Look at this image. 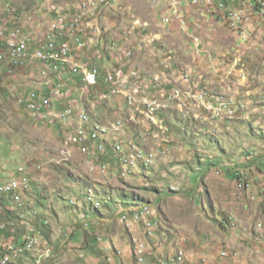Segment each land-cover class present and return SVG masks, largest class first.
<instances>
[{
    "label": "rangeland",
    "instance_id": "1",
    "mask_svg": "<svg viewBox=\"0 0 264 264\" xmlns=\"http://www.w3.org/2000/svg\"><path fill=\"white\" fill-rule=\"evenodd\" d=\"M164 3L166 7H156L153 0H107L95 16L99 35L86 29L85 49L73 53L74 61L98 68L101 85L110 73L131 77L128 92H135V107L142 109L151 99L166 102L165 107L158 105L155 114L148 110L147 118L139 112L133 115L125 99L115 97L122 95L112 96L109 88L102 89L105 85L84 92L68 69L48 73V67L32 59L13 70L9 62L4 63L0 70V178L3 182L18 179L22 176L18 169L24 167L30 188L20 194V207L11 197L3 200L16 215L6 217L2 209L0 222L10 234L20 226L29 232L34 228L37 240L34 251L13 264H139L133 255L136 241L147 249L140 264H171L181 246L186 264L218 263L222 251L238 255L224 264H264L262 21L246 12L234 29L213 8L208 13L182 0ZM168 3L174 13L166 23ZM73 5L74 0H0V31L18 29L24 37L29 34L37 40L57 22L53 7L61 10ZM182 6L190 8L183 9L179 18ZM111 54L112 61H106ZM59 80L71 96L64 104L54 100L52 111L74 106L101 127L113 129L114 142H137L150 162L130 166L125 177L138 165L139 169L126 180L120 179L115 168L107 175L81 155L69 163H52L62 146L61 151L68 150L70 141L66 144L65 136L72 129L34 119L18 101L31 91L44 95ZM174 91H180L179 97ZM118 122L123 129L114 132ZM105 161L117 162L110 155ZM229 172L243 173L244 181ZM120 193L136 194L142 201L122 199ZM85 194L95 195L101 203L99 214L86 204ZM142 204L153 212V235L140 225L129 229L118 220L125 212L121 207L138 209ZM150 216L142 221H151ZM123 218L128 225L129 218ZM43 223H48L46 229ZM81 226L88 231L86 236Z\"/></svg>",
    "mask_w": 264,
    "mask_h": 264
},
{
    "label": "built area",
    "instance_id": "2",
    "mask_svg": "<svg viewBox=\"0 0 264 264\" xmlns=\"http://www.w3.org/2000/svg\"><path fill=\"white\" fill-rule=\"evenodd\" d=\"M171 1V0H170ZM218 1L219 8L221 9V17L224 22L229 23L234 27V29H238L240 25V16L244 14V12H251V16H256V18L263 24L264 29V0H213ZM198 2L203 3V7L208 13H210V6H205L204 0H198ZM107 0H89L88 2H80V7L84 9V7H93L96 12H98L99 7L102 5H106ZM170 10V18H164L166 23H169L171 20V16H173L174 8ZM66 15V14H65ZM83 18V26H75V27H65L61 25V35L57 38V42H54L51 47H43L42 45L34 44L32 37L30 35H25V44L24 47H17L16 43H5L0 42V65L9 62V66L12 69H18L25 65L27 60H35L42 61L44 67H48L49 71L52 73H61L64 72L65 69H68V72L71 76L79 78L85 85L87 86H96L98 85L100 72H97V67L89 65L88 63H79L72 59V47L71 42L68 38H73L76 41V45H83V49L85 45L82 39H76V30H82V28L92 27L90 22H87L86 17ZM12 31H18V29H13ZM68 39V40H67ZM118 73V72H117ZM110 73L105 82L110 86L111 93L114 92H122V97L127 101L128 105L133 107L136 112L141 113L146 116L148 114V109L153 107L154 105H163L165 106L166 102H158V101H147L145 102L144 111L141 110L140 107H135L137 102L135 98V92H128V77L126 75ZM43 75L47 76V73ZM136 75L135 72L132 73V76ZM51 84V83H50ZM64 83H56L51 84L48 91L45 92L44 95H37V92L31 93L28 98L20 99L19 103L22 104L26 110L35 117H42V120L47 118H54L58 120L60 123L69 124L72 126V123L66 122V114L70 111L75 110L74 106L68 105L61 113H51L53 108V100H65L60 99V91H65ZM173 93H178V97L180 95V91H174ZM146 94V91H145ZM205 95V94H201ZM70 96V95H69ZM67 94V98L69 97ZM201 99V96H199ZM223 109H228L227 104H223ZM37 107H44V114H37ZM214 109L216 107L214 106ZM219 109V108H218ZM221 111V110H220ZM77 116H82L81 112H77ZM118 125V123L116 124ZM120 130L123 126H119ZM74 128H82V140H83V152L88 154L89 148L88 144L90 142L98 141L97 133H95V128L90 125L83 118V126L74 127ZM66 137L72 138V132L68 133ZM100 150H103V146H99ZM133 148L140 149L133 145ZM115 153L121 156V161H123L122 166V177H125L127 171L130 170V163H127L126 154L124 150H118L117 146L114 148ZM104 167V166H103ZM105 168V167H104ZM12 190H15L12 189ZM147 212V209L139 210V212H135V216L144 215ZM144 251V247L141 248ZM230 256V255H229ZM236 256V255H234ZM176 264H185L184 261V253L180 251L177 258Z\"/></svg>",
    "mask_w": 264,
    "mask_h": 264
},
{
    "label": "clouds",
    "instance_id": "3",
    "mask_svg": "<svg viewBox=\"0 0 264 264\" xmlns=\"http://www.w3.org/2000/svg\"><path fill=\"white\" fill-rule=\"evenodd\" d=\"M38 1H40V2H42L43 0H38ZM74 7H75V11H76V13H74V12H70V11H67L66 9H61V10H57V8L56 7H53V10H55L56 11V15H58L59 13H72V14H74V15H76L77 14V2H76V0H74ZM170 7V6H169ZM188 8H190V7H181V10H180V14H179V18H181V16L183 15L182 14V12H183V9H188ZM169 9V8H168ZM98 11H99V9H98ZM167 14H169V13H166L165 15H167ZM165 15H163V16H165ZM95 16L96 15H94V16H92L91 18V20L92 21H89L90 23L92 22V27H86L85 26V31L82 33V34H85L86 33V29H93V32H94V35L95 36H98L99 35V33H95V29L96 28H98L99 29V27H97V22L95 21ZM1 17V16H0ZM56 19V18H55ZM54 19V20H55ZM53 23V22H52ZM52 23H51V25H52ZM5 31L6 32H9V30H8V28H7V30L5 29ZM12 31V30H11ZM51 34V26H50V33L49 34H46V38H47V36L48 35H50ZM81 34V35H82ZM25 35V34H24ZM29 35V34H28ZM81 35H79L80 36V38H81ZM32 36H34L35 37V35H32ZM36 39H37V41H40L39 40V38L38 37H35ZM45 38V39H46ZM69 39V41L70 40H72V41H75V39H73V38H68ZM67 39V40H68ZM82 39V38H81ZM83 40V39H82ZM93 40H94V38H93ZM71 42V41H70ZM84 42V41H83ZM41 43V42H40ZM71 47H72V49H73V53L77 50V48H75L74 49V47H76V41H75V43H74V46H73V44L71 43ZM85 49V48H84ZM78 51H83V50H78ZM3 65L4 64H2V65H0V70L3 68ZM13 70V69H12ZM70 75V74H69ZM109 75V74H108ZM71 76V75H70ZM127 76V75H126ZM72 78H74L75 79V81L77 80L78 81V84L79 85H82L83 86V91L84 92H86V91H88L89 89H99V88H101V87H103L104 85H105V87H103L102 89H106V88H109L110 89V86L109 85H107L106 84V82H105V79L107 78V76H106V78L104 79V83H103V85H101L100 84V78H99V81H98V85H96V86H87V85H85L79 78H76V77H73V76H71ZM100 77V76H99ZM45 89V88H44ZM110 91H111V89H110ZM31 93H33V91H31V92H27L26 94H25V96L24 97H22L21 99H26V98H28V96L31 94ZM38 93V92H37ZM105 93V92H104ZM111 95L112 96H115V95H113L112 93H111ZM143 95H145V94H143ZM71 96V95H70ZM69 96V97H70ZM115 97H121V99L122 100H124V97H122V96H115ZM68 99V98H67ZM67 99H65V100H67ZM55 101H60V100H56V99H54ZM54 100H53V102H54ZM65 100H61L60 102H61V104H64V103H66V101ZM65 101V102H64ZM126 101V100H125ZM18 103H19V101H18ZM126 103H127V101H126ZM139 103V102H138ZM19 105L22 107V108H24V110H26V108L22 105V104H20L19 103ZM68 105H70V104H67V106ZM127 105H128V103H127ZM66 108V107H65ZM64 108V109H65ZM53 109V108H52ZM63 109V110H64ZM128 109L129 110H131L132 111V113H133V115H136V111H135V109L133 108V107H131V106H129L128 105ZM143 109V110H142ZM142 111H144V109H145V105L144 106H142ZM27 111V110H26ZM28 112V111H27ZM62 112V111H61ZM60 112V113H61ZM76 112H81V111H79V110H77ZM162 112H164V111H162ZM29 113V112H28ZM51 113H57V112H54V111H52L51 110ZM30 114V113H29ZM57 114H59V113H57ZM31 115V114H30ZM142 115V114H141ZM158 115H160V112L158 113V114H156L155 115V117L156 116H158ZM32 116V115H31ZM33 117V116H32ZM155 117H154V119H155ZM35 119V118H34ZM47 120H50V122L53 124V125H56V124H63V123H60L58 120H55L54 118H47V119H45V120H38V121H47ZM90 120H91V123H92V125H98V126H100L99 125V123L97 122H95L92 118H90ZM72 121H74V119L72 120ZM71 123H73V122H71ZM121 123V122H120ZM161 123H163V122H161ZM117 124V123H116ZM64 125H68L71 129H72V131L74 130V127L75 126H71V125H69V124H64ZM123 126V125H122ZM123 129V127L121 128V130ZM111 130V133H110V135L107 137V139H105V140H102V141H96V142H90L87 146H88V148H89V153L88 154H86V153H83L79 148H77L76 147V149H73L72 150V154H71V156L69 157V160L68 161H63V156L61 155V150L63 149V146H62V149L60 150V152H59V156L57 157V158H55V159H51V162L52 163H54V164H56V165H60V164H62V163H64V162H67V163H69L72 159H73V157H75L76 155H81L82 157H85L87 160H88V162H93V165H95L96 166V168L98 167V168H100L101 170H102V168L101 167H105L106 168V172H107V175H108V173H109V170L110 171H112L113 172V169L115 168L116 170L115 171H118V173H119V176H120V179H122V180H126L127 178H129V177H133L134 175H135V173H136V171H138V169H139V165L140 164H148V163H139V165H138V167H137V169L136 170H134L133 172H132V174H130V175H128L127 177H122V166H123V161H121V156L119 155H117L116 153H115V151H114V148L117 146V145H120L121 147H123V149H124V153L126 154L130 149H131V146H136V147H138V148H140L142 151H143V153H144V157L145 158H147V155L145 154V150L143 149V148H141V147H139V145H137L138 143L137 142H135L134 140H132V141H130L129 143H128V145H125V144H123L122 142H120V141H116V142H114L112 139H111V135H112V133H113V129H110ZM121 130H119V131H121ZM72 131H70V132H72ZM70 132H68V133H70ZM114 132H118V131H115L114 130ZM67 133V134H68ZM67 134H66V136H67ZM66 136H65V138H66ZM65 140V139H64ZM64 143V142H63ZM100 145H102L103 146V150H100L99 148V146ZM112 156V158L113 159H115V160H117V162L115 163V164H113V163H107L106 161H105V159H106V157L107 156ZM94 158H96V160H92V159H94ZM101 162H105L106 164H109V166H107V165H101ZM5 167V166H4ZM1 169H2V171H3V167H1ZM21 169L23 170V171H21ZM38 169H42V166H39L38 167ZM18 171H19V173L20 174H22V176L20 177V178H18V179H13V180H10L9 182H3L2 181V179L0 178V185H5V184H9V183H11V182H14V181H20V180H22L23 178H27L28 179V184H27V188H23V189H18V190H16V191H14V192H12V193H10V194H7V195H1L0 196V214H2V209L4 210V209H8V210H10L13 214H15L16 215V212H14L13 210H14V207H11L8 203H5L3 200L4 199H6L7 197H11V200H14L15 201V203H17V205L20 207V206H22V201H23V198H22V201H21V196H20V194L21 193H26V192H28V190H29V188H30V176L28 175V171L24 168V167H20L19 169H18ZM27 172V173H26ZM238 174H240V175H238ZM237 174V176H236V178L239 180V182H242V181H244V179H243V173H238ZM84 198H85V200H86V204H88V205H90V208H92V210L93 211H96L98 214H99V210H100V208H101V203H99L95 198H96V196L95 195H84ZM112 200V199H111ZM71 204L72 205H74L75 204V202L73 201V200H71ZM98 205V206H97ZM143 206L141 207V208H134V207H131V208H129V206H131V205H129V206H127V208H123V207H121V209H124L125 210V212L124 213H122L121 215H120V219H118L119 220V222L120 223H122V224H124L125 226H127L129 229H132V228H135L136 226L138 227L139 225L140 226H142L144 229H145V231L148 233V231L146 230V228H145V226H144V221H140L139 223H133L131 226H128L126 223H123L122 221H121V219H122V216H127L129 219H132V214H133V212H134V210H142V208L144 207V206H147L148 208H149V210L151 211V216L149 217V219L151 220V222H152V232H151V234H149V235H153V229L155 228V226H156V223H154L153 222V220H152V216H153V212H152V210L150 209V206L149 205H147V204H142ZM6 217H8L7 215H6ZM22 217V216H21ZM23 218V217H22ZM1 223V222H0ZM13 224H12V226H14L13 228H15L16 227V225H15V223L14 222H12ZM2 225H4L3 223H1ZM46 224H48V223H46ZM5 226V225H4ZM81 227H83V231H84V234H85V236H86V233H88V231L87 230H85L84 229V226H81ZM5 229H6V226H5ZM5 229H3V230H0V241H3L5 244H3L2 246L3 247H5L6 248V250H8V251H6V252H3V254H1L0 253V257L1 256H6L8 253H10V248H14L15 249V251H12V256H13V258H12V260L8 263V264H10L11 262H13V259H21L22 257H24L26 254H28V253H30V252H32V251H34V248H35V245L37 244V240H36V238H35V236H33V237H29V238H27V241L25 242V243H22V245H21V243L19 244H14L13 242H12V239H10V240H8V239H6V232L4 231ZM34 229V228H33ZM14 230V229H13ZM76 230V229H75ZM4 231V232H3ZM75 231H73L72 233H74ZM130 232H132V231H130ZM85 236H84V238H83V240L81 241L82 243L85 241ZM31 242H34L33 243V245H32V247L29 249L28 248V245L31 243ZM141 244H143L144 245V254H143V261H144V258H145V256H146V245H145V243H143V242H141V241H136V244H135V249H134V252H133V255H134V257H135V260L137 261V263H142V262H139V258H138V248H139V246L141 245ZM18 249H23V252L22 253H18ZM108 249H113V246H109L108 247ZM180 251H183V253H184V261H185V264H186V258H185V252H184V246H181L180 247V249H178L177 250V252H176V254H175V257L172 259V261H171V264H176V262H174V261H176V258H177V255H178V253L180 252ZM223 252V251H222ZM222 252H221V254H222ZM229 252V257L228 258H226V259H222V257H221V254H220V262H218V263H215V264H224V262L226 261V260H231V259H234V258H236L238 255H237V253H235L234 251H228ZM234 254H236L237 256H234ZM83 256V255H82ZM110 262H112L111 261V259H110ZM164 263V262H163ZM164 264H167V263H164ZM206 264V263H205ZM209 264V263H208Z\"/></svg>",
    "mask_w": 264,
    "mask_h": 264
},
{
    "label": "bare ground",
    "instance_id": "4",
    "mask_svg": "<svg viewBox=\"0 0 264 264\" xmlns=\"http://www.w3.org/2000/svg\"><path fill=\"white\" fill-rule=\"evenodd\" d=\"M88 1L89 0H76V2H77V14L76 15H74L72 13H66V12L58 14V16L56 17L57 22L53 25V28L51 30V34L48 35L47 38L44 41H42L41 43H40V41L33 39L34 44L42 45L43 47H51L54 42H57V38H59V35H61V28H60V21L59 20H61V25L65 26V27L83 26V18L82 17H86L88 19L89 17H92V16L98 14L93 7H84V9H82V7H80V2H88ZM182 1H184L186 4L191 5V6H202L203 7V3L198 2V0H182ZM204 3H205V6H210V8H213L215 11L221 13V9L219 8L218 1L204 0ZM245 13L246 12H244V14H242V16H240V24L243 20V17L245 16ZM214 14H215V12H214ZM228 25H230V24L228 23ZM230 26L232 28H234L232 25H230ZM84 31H85V28H82V30H76V39H81L79 35H81ZM95 33H99L98 28L95 29ZM24 38L25 37L23 35H21V32H18V31H10V32L0 31V42L16 43L17 47H24V44H25ZM84 45H85V43H84ZM76 47H77V50H81L83 48V45H76ZM72 59H73V49H72ZM37 62L39 63L40 66H43L42 61H37ZM97 72H99L98 68H97ZM43 76L46 77V75H43ZM57 83H63V81L59 80ZM37 95H41V94L37 93ZM113 95H122V92H114ZM66 98H67V92L66 91H60V99H66ZM150 101H154V100L151 99ZM157 107H158V105H154L153 107H150L148 110L151 114H155L157 112L156 111ZM158 108H160V107H158ZM81 113H82V111H81ZM37 114H44V107H37ZM70 116H72V118L70 120H68L67 123H69L70 121H72L74 119L73 122H76V127L83 126V118L90 125H92L90 117L88 115H86L85 113H82V116H77L76 111L67 112L66 118H68ZM38 120H42V117H38ZM92 126L95 128V133H97L98 141H100L101 138H107L110 135V132H111L110 129L105 128V127H101L98 125H96V126L92 125ZM119 126H122V123L118 122V125H115V127H114L115 131H119V128H120ZM72 134H73V136H72L73 140H70V137H68L66 139L67 140L66 144H69V141H70V145L65 147V148H68V150L61 151V155L63 156V161H68L69 157L72 154V150L76 149V147L72 144V141H75V144L80 145V148L83 149L82 128H75V130ZM131 149L134 150L135 148H131ZM129 155H130L129 153L126 154L127 163L130 162V166H132V167H135L136 163H141V162L142 163H148V162H150V161L144 159L143 152L140 149L139 150L135 149V151L130 156ZM101 168L103 171L106 170V168H104V167H101ZM21 171H23V170L21 169ZM27 184H28V179L23 178L20 181H14V182H11L9 184L0 185V196L10 194V193H12L18 189L27 188ZM14 188H15V190H12ZM143 209H147V212L144 215L135 216L134 215L135 212H139V210H134V212L132 214V216H134L138 222H140L147 215L151 214V211L149 210V208L147 206H144L142 208V210ZM129 220H130V223L128 224V226H131L133 223H137L136 221H133V218L129 219ZM121 221L128 223V221L124 220L123 216H122ZM144 226H145L146 230L148 231V233L151 234L152 222L151 221L144 222ZM3 229H5V226L0 223V230H3ZM4 231H6V230H4ZM33 243L34 242H31L28 245L29 249L32 247ZM142 247H144L143 244H141L138 248L139 262L142 261L141 257H142L143 252H144L141 249ZM12 251H15V249L13 247L10 248V253H8L6 256L0 257V264H8L12 260V258H13ZM22 252H23V249H18L19 254ZM221 256H222V259L228 258V252L224 251L221 254Z\"/></svg>",
    "mask_w": 264,
    "mask_h": 264
},
{
    "label": "trees",
    "instance_id": "5",
    "mask_svg": "<svg viewBox=\"0 0 264 264\" xmlns=\"http://www.w3.org/2000/svg\"><path fill=\"white\" fill-rule=\"evenodd\" d=\"M73 133V132H72ZM111 133V132H110ZM72 136H73V134H72ZM68 138V137H67ZM105 139H107V138H101L100 139V141H102V140H105ZM72 144L75 146V147H77V148H79L80 149V145H78V144H75V141H72ZM117 149L118 150H124L123 149V147H121L120 145H117ZM258 170H262V169H258ZM106 171V170H105ZM264 171V170H263ZM261 172V171H260ZM229 175L231 176L232 175V177L233 178H236V176H235V174L234 173H230L229 172ZM238 175H240V174H238ZM119 196L122 198V199H128V198H131L133 201L132 202H134V203H140V201H142V197H140V196H138V195H136V194H131V195H128V194H125V193H120L119 194ZM4 212H6V215L8 216V217H10V216H12V217H14L15 216V214H13L10 210H8L7 208L6 209H4ZM20 218H22L21 216H19ZM15 225H16V223H15ZM43 225V227H45V229L48 227V225L46 224V223H43L42 224ZM39 230V229H38ZM40 231V230H39ZM34 232L36 233V231H35V229H31V231L29 232L28 231V229L26 228L25 229V227H23V226H20V227H18L17 229H14V232H12L11 234H10V232L8 233V232H6V235H8V236H6V239H8V240H10V239H12V242L14 243V244H20L21 243V245H22V243H25L26 241H27V238H29V234L30 233H32V236H35L34 235ZM14 233V234H13ZM3 244H5L3 241H0V253L1 254H3V252H6V251H8V250H6V248L5 247H3L2 245ZM13 262H11L10 264H12Z\"/></svg>",
    "mask_w": 264,
    "mask_h": 264
},
{
    "label": "crops",
    "instance_id": "6",
    "mask_svg": "<svg viewBox=\"0 0 264 264\" xmlns=\"http://www.w3.org/2000/svg\"><path fill=\"white\" fill-rule=\"evenodd\" d=\"M165 0H156V1H154L153 0V3L156 5V7L157 6H165ZM167 2V1H166ZM75 5H73L71 8H66V10L67 11H70V12H74V13H76V11H75V7H74ZM167 6H168V8H169V3L167 4ZM166 7V6H165ZM182 7H185V6H182ZM35 27H37V28H39L40 29V25H37V26H35ZM40 32V31H39ZM49 33H50V29H49ZM49 33H45V35L43 34V35H39L40 37H39V40H40V42H42V41H44L45 40V36H46V34H49ZM83 36V37H82ZM85 36H87L86 35V33L85 34H82L81 35V38L83 39ZM38 37V36H37ZM42 37V38H41ZM41 38V39H40ZM71 41V43L73 44V46H74V43H75V41H72V40H70ZM76 52V51H75ZM74 55H75V53H74ZM85 55V54H84ZM114 56V54H111V57H110V55L109 56H105V59H107L106 61H112V60H110L112 57ZM165 89V88H164ZM163 89V90H164ZM166 90V89H165ZM164 90V93L166 92ZM160 92V91H159Z\"/></svg>",
    "mask_w": 264,
    "mask_h": 264
}]
</instances>
